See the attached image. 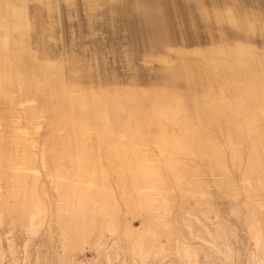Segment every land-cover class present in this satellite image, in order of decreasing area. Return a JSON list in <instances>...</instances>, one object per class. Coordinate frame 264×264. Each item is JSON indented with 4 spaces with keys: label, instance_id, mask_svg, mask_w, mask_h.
<instances>
[{
    "label": "rangeland",
    "instance_id": "374dc122",
    "mask_svg": "<svg viewBox=\"0 0 264 264\" xmlns=\"http://www.w3.org/2000/svg\"><path fill=\"white\" fill-rule=\"evenodd\" d=\"M44 1L49 12L39 15L42 27L33 23L31 27V3L35 0H1L0 5V142L12 129L11 122L22 114L29 123L40 126L37 130L41 128L44 169L50 171L43 174V169L41 177V173L12 164L20 138L12 137L3 145L0 264H201L195 260L184 263L182 250L189 237L178 235L175 239L179 244L174 242L170 234L156 229L153 215L145 221L128 217L125 225L130 233L122 234L123 238L101 225L116 217L106 211L125 205L138 210L140 203L153 207L161 202L166 188L173 186L170 193L179 205L189 197L193 204L205 198L213 205L234 203L238 198L236 202H241L237 204L264 209V93L259 92L261 87L264 91L263 0H215L226 40L211 47L204 37L199 40L180 34L169 15L171 21H163L166 43H153L146 39L143 21L136 13L126 20L114 17L112 29H107L98 7L104 3L113 8V0H91L89 5L83 4L84 0ZM6 5L22 10L24 20L7 12ZM165 8L167 12V5ZM177 21L183 28L184 18L178 16ZM2 56L14 61L10 67L2 63ZM247 82L252 83L253 90L249 88L257 97L256 102L247 105L262 126L255 137L250 132L252 126L255 130L256 121H251V112H247L240 97L242 90L250 91ZM173 98L187 100L185 113L170 116L164 100L169 103ZM163 125H173V132L182 134L208 135L215 139L216 148L224 133L222 139H227V146L235 148L239 157L227 153L226 147L215 148L217 154L213 147L199 143L206 137L202 140L195 136L199 141L194 136L165 138L168 134L164 128L161 130ZM76 133L81 135L72 136ZM67 138L72 140L67 142ZM19 153L25 159L23 151ZM246 164H251L250 169ZM227 184L231 195L225 192V198L215 188L223 187L228 192ZM39 187L45 188V195H39ZM231 188L236 192L232 194ZM240 189L243 191L239 195ZM41 196L47 198L44 205L34 202ZM246 206L240 208L244 213ZM193 212L186 216L191 217ZM71 217L92 219L93 231L85 234V239L78 233L62 235L54 219ZM120 217L123 219V215ZM223 218L224 225L231 223L228 217ZM116 219H120L119 214ZM207 224L212 233L202 240L194 238L195 246L231 249L230 261L220 264H249L255 247L244 236L242 227L231 223L232 229L226 233L217 218ZM237 234L242 236L239 252L233 248L232 236Z\"/></svg>",
    "mask_w": 264,
    "mask_h": 264
},
{
    "label": "bare ground",
    "instance_id": "6f19581e",
    "mask_svg": "<svg viewBox=\"0 0 264 264\" xmlns=\"http://www.w3.org/2000/svg\"><path fill=\"white\" fill-rule=\"evenodd\" d=\"M97 1L103 2L102 0H97ZM115 1H116L117 6L120 7L119 8L120 14L126 15V12L128 11V9H127V7H125L123 5V1L124 0H115ZM5 2L6 1H4V3ZM90 2H91V0H84L83 4L89 5ZM263 2H264V0H263ZM31 4H33V7L31 8V11H30L31 27H32V23H33V26L36 24L37 26L40 25L42 27L41 17H39V15L43 14V13H47L49 8L46 6V2L44 0H35V2L31 3ZM60 4L61 3L59 2V4H57V5L60 6ZM99 4H100V6L98 7V9H99L100 13L104 16L103 20L104 19L108 20L109 11L106 9L104 3H99ZM0 5L2 6L1 0H0ZM136 5L138 6V9H139V17L143 20V24H144V27H145V30H146V34H145L146 35V39L150 38V39H148L149 42H150V40H153L154 41L153 43H166L167 37H164L163 21L165 20V18H167V15H169L170 17H172L173 20H175L176 23L174 24V27H175V29L177 31L179 30L180 34H181V32H183L182 35H185V36L188 35V36H190L193 39H194V36H196V37H198L199 40H200L201 37H204L206 39V41L208 42L209 47H211V44H213V43H216V42L217 43H221L223 40H226V28H225V25L223 24V22L221 20H219V18H218L219 9L217 8V6L215 4V0H174V2L173 1L169 2V4H166L164 2V0H136ZM166 5H167V12H166V8H165ZM4 8L7 10V12L10 11L12 13V16L14 15L18 20L21 19V18H23V20H24L22 10H18L16 7L8 6V5H6ZM180 12H181V14H182V16H183V18L185 20V25H184L183 28H181V31H180V27L178 26V22L176 20V13L179 15ZM3 15H5V14H3ZM9 17H10V15H9ZM196 17H197V21L198 22L195 19ZM169 21H171V19ZM12 22H10V24ZM16 22H17V20H16ZM196 24L198 25V27H196L197 26ZM14 25H15V23H14ZM4 26H3V29L6 30V28H4ZM183 29H185L188 32L185 33ZM11 30H9V31H11ZM150 31H153L152 34L147 36V33L150 32ZM5 41H6V39H5ZM263 41H264V39H263ZM3 47H5V46H3ZM222 47H223V45H222ZM214 50L212 49L211 51L213 52ZM215 52H216V50H215ZM2 55H3V53H2ZM215 58L216 57L214 55L213 59H215ZM1 61H2V63L5 64V67H10L11 64L14 62L13 60L11 61L9 58L7 59L4 56H2ZM216 62H219V59ZM224 66H226V65L224 64ZM222 73L224 74V72H222ZM224 77H225V75H224ZM228 82H229V80H228ZM247 83H248L247 85H249L248 89L250 90L249 87L252 85V83H251V85H250L249 82H247ZM221 85H223V84H221ZM231 88H233V87H231ZM253 88H254V86H253ZM253 88L251 86L252 90H253ZM252 90H250V91H252ZM256 90H258V88ZM261 90H262V87H261ZM261 90L259 91V92H262L260 95H262L264 93V91H261ZM159 91H162V90L159 89ZM250 91L248 93H246L245 90H242L241 91V96H240L241 98L243 97V101H241V102H242V105L246 108L247 112H248V110L250 111V109H249L250 107L247 105V103L248 102L249 103H253V102H256V100H257L256 95L255 96L253 95L254 91H252L251 93H250ZM162 96L164 97L163 93H162ZM258 96H259V94H258ZM262 97H264V96L262 95ZM166 100H167V98H166ZM166 100H164L165 101L164 105L166 106V108H168V110H170V112H171L170 116H174L176 114H178V115L179 114H183L187 110V106H188L187 100L183 101L182 98H177V99L173 98V99H171V102L169 101V103H166ZM262 101L264 102V100H262ZM260 104H263V103L261 102ZM239 109L242 110V107L239 108ZM236 111H237V109H236ZM249 115L252 116V117H250L251 121H256V123L254 124V129L255 130H253V126H252V130H251L252 132H250L251 136L255 137V135H257L258 132H262L261 131L262 126L260 124L261 122L260 123L258 122L259 120H258L257 116H254V114L252 112ZM17 117H19L18 120H15L14 122H11L12 129L10 130L9 134L6 136V138L3 141L0 142V155L5 150V146H3V145L5 143L10 142L12 137L20 138L22 141L20 142V147L18 146V149H16V152H15V154L13 156L12 164L16 168L23 169L25 167V169H27L28 171H31L33 173H41V175H42L41 177H43V174H45L48 171L46 170V172H45V169H44L45 168L44 167L45 158H44L43 151H42V149H43L42 148V137H41V133H39L41 131V128H40V131L37 130V128H39L40 126L37 127L36 124H35L36 125L35 126L34 124L29 123V121L26 120L25 117H23L22 114H20V113H19V115ZM49 119H51V118L49 117ZM37 123H41V120H40V122H37ZM250 127H251V125H250ZM163 128L166 130V132L168 134V135H164L165 138L172 137V136L173 137H178V136H183L184 137V136H187L186 138H189L190 136H192V137L193 136L194 137L195 136L203 137L201 134H196V135L192 134L191 135L189 133L182 134V133H178V132H173L175 130V126H173V125L172 126H168V125L164 126L163 125L161 130H164ZM171 132H172V134H170ZM80 135H81L80 133H76V134H74L72 136H80ZM224 135L225 134L223 133L219 137L222 142L217 143V148L214 145V143H215L214 140L215 139L211 140L208 135H205L206 138L205 137L202 138V140L205 138V142L203 141V142H199V143H202V144L205 143L204 145H207L210 148L211 147H213L214 149L216 148L218 150L221 149V148L226 147L225 149H226L227 153L234 152L233 154L234 155L237 154L236 156L239 157L238 153L235 154V152H236L235 148H230V146H227L228 145V141H226L227 139L226 140L222 139V137H224ZM197 137H195L193 139L199 141V139H196ZM75 138H77V137H75ZM44 139H46V138H44ZM77 139H76L75 142H77ZM69 140L71 141L72 138L71 139L69 138L67 142H69ZM194 140H193V142H194ZM200 141H201V139H200ZM81 142L82 141H80L79 144H81ZM71 143L72 142L68 143L69 147L72 146ZM82 143H84V141ZM184 143H186V142H184ZM75 144H78V142L75 143ZM194 144L197 145L198 143H194ZM81 145L86 146V144H81ZM196 147H199V146L197 145ZM208 149L209 148H207V150ZM20 150L23 151V154H24V157L26 159V162H24L25 159H23V155L21 153H19ZM62 150L65 151L64 149H62ZM62 150H61V152H62ZM56 151H57V149H56ZM65 152H67V151H65ZM65 152H64V154H65ZM68 152H69V149H68ZM192 152H194V150ZM154 153H156V152H154ZM217 154H218V151H217ZM70 155L71 154H69L68 156H70ZM76 156H77V154H76ZM158 156L160 157V155H158ZM197 156H196V158L199 157V156L198 157ZM57 158L55 159V161L57 160ZM85 158H86V156H85ZM65 159H67V158H65ZM82 160H83V162L85 161V159H82ZM136 160H134V161H136ZM198 160L196 159V161H198ZM203 160H201L200 163H202ZM65 161H63V162H65ZM235 161H236V159H235ZM139 162L140 161H138V163ZM135 164L132 163L133 166ZM247 164H249V163H247ZM247 164H246L247 168L250 169V166H251L252 162H251L250 166L247 165ZM204 165H206V164H204ZM199 166H202V165L200 164ZM67 167H66V170H67ZM202 167L205 168L206 166H202ZM252 168H253V166H252ZM43 169H44V172L42 174ZM161 169H162V167H161ZM242 169H244V168H242ZM248 169H246L247 170L246 173L249 172ZM62 170H63V168H62ZM240 171L242 172V170H240ZM252 171H254V170H252ZM244 172H245V169H244ZM138 173H139V171H138ZM235 175H237V173H235ZM39 177H40V174H39ZM238 177H240V174L238 175ZM41 179L42 178H40V180ZM42 180H44V178ZM236 180H237V183H238V179H236ZM233 181H235V180H233ZM240 182H239V184H240ZM229 183H230V181H229ZM221 184H223V183H220L219 186H221ZM239 184H238V186H239ZM249 186H251V185H249ZM240 187H238V188H240ZM173 188H174V186L173 187H167L166 188L167 192L162 194L163 198L161 199V202H159L157 205H155L153 207H151V206L148 207L145 203H140L139 206H138V210L131 209L129 206L125 205L124 208H121V209L114 208L116 210H114V211H106L105 213L107 215H110V216L113 215V216L117 217V214H119V218L120 219H116V217H115V219H111L110 218L111 220H107V222H104L101 225V228L110 231V233H112L115 236L119 235V236H121L123 238L124 236H122V234L130 233L129 230L126 228L127 224L125 225L126 220H127L128 217L130 218L132 216H136L138 218H141L142 221H145L144 220L145 217H148L149 215H153L154 218H155L156 229H158V230H160L162 232H165L166 234L167 233L170 234L171 235L170 237L172 238V240L174 242L177 239H179L178 235H180V237L182 235V236H187V238L188 237L190 238V239L188 238L189 243H187V245L185 243V245H186V246H184L185 250H182V251H185L184 252L185 253L184 254L185 255L184 258H185L186 262L183 261L184 263H192L193 260H195L197 263H201V264H220V263H224V261H226V262L230 261V259L232 257V254H233V251L231 249L227 248V249H223V250H212V249H210L208 247H205L203 245H198V246L196 245L197 246L196 247L194 245V243H193V239L194 238H199L200 240H202V239H205L206 237H208V235L212 233V227H211V225L207 224V222L208 221L211 222L213 218H217V220L219 219V223H220L219 226L226 233L229 232V231H227L228 229H232L231 223H233L232 225H234V226H237V227H240V228L242 227L243 228L242 232H243L244 236L246 237V239L252 240L253 243H254V247H255L254 250L252 251V253L249 255V257H250L249 264H264V227L261 226V222L264 221V209H259L256 206L250 205V204H248V206H246V204L243 205L244 204L243 201H242L243 204H237V203L241 202V201L240 202H236L237 200H239L238 198L235 199L234 203H232V201H231L232 199H229L231 201V203H227V202H229V201H227L226 203L225 202L221 203V205H213V204H209L208 201L204 197H203L204 199L202 200V203L201 202L200 203L197 202L196 204H193L190 201V197H189V198L186 199V201L183 204L179 205V203L174 201V199H173V197H172V195L170 193V190H172ZM43 189H45V188L44 187H39L38 188L39 195H45V194H43ZM215 189L219 193V195L224 196L225 198L229 196L228 193L230 192V186H229V188H227L229 190L228 192L223 187L222 188L218 187V188H215ZM231 190H232V188H231ZM233 191L234 190H232V194L236 192V191L235 192H233ZM240 191H243V190L240 189L239 192ZM225 192L227 193L228 196L227 195L225 196V194H226ZM241 193L242 192H240L238 194L240 195ZM230 195H231V192H230ZM44 199L46 200L47 198L41 196V197L35 198L34 202L37 203V204L42 205L43 202H44ZM226 200H228V199H226ZM52 204H53V201H52ZM242 206H246L247 207L246 213H244L243 211L240 210V208ZM192 208H194V209H192ZM192 210L194 211L193 215H191V217L186 216V214H190L192 212ZM70 213L74 214L72 211H70ZM122 215H123V219H121V217H120ZM225 216L229 218V220L231 222L230 224H229V222H227L225 225L222 223V221L224 219L223 217H225ZM54 220L56 221L57 225L59 226L58 231L62 235H65V233H78L84 239H85L84 235L87 234L88 232L93 231L94 226H95L94 225L95 224L94 221L92 219H89V218L88 219H82V218L71 217L69 220H61V219H54ZM197 228H198V231H197ZM135 233H137V231ZM138 233H141V231L138 232ZM102 235H104V234H102ZM127 235H125V236H127ZM136 235L139 236L138 234H136ZM159 235L162 236V235H165V234H162V235L161 234H157L156 237H160ZM97 236H99V235H97ZM177 236H178V238L175 239ZM232 237H233V240L235 241V246L233 248L237 252H239L240 251L241 242H242V236H241V234L240 235L237 234V235H233ZM86 238H88V237L86 236ZM81 239L82 238H80L79 240H81ZM84 239H83V241H85ZM96 240H99L98 237H97ZM157 240L156 241L154 240V241L159 246L160 243H158ZM83 241L81 240L80 242L86 243V242H83ZM95 241H94V245H97V244H95ZM185 241H187L186 238H185ZM87 242H88V240H87ZM97 243L99 245H101L100 243H102V242H97ZM63 245L64 244H62V246ZM154 245L156 246V244H154ZM161 245H160V247H162ZM174 245H176V244H174ZM174 245H172V246H174ZM160 247L158 248V250H161ZM151 248H152V246H151ZM163 248H164V244H163ZM98 249L99 248H97V250ZM153 249H152V251H153ZM155 249H156V247H155ZM150 252H151V250H150ZM132 254H133V256L137 255L136 253L134 254V252ZM132 259H134V258H132Z\"/></svg>",
    "mask_w": 264,
    "mask_h": 264
},
{
    "label": "crops",
    "instance_id": "0c3cea01",
    "mask_svg": "<svg viewBox=\"0 0 264 264\" xmlns=\"http://www.w3.org/2000/svg\"><path fill=\"white\" fill-rule=\"evenodd\" d=\"M174 2V0H172ZM113 3H114V6L113 8L111 7H108L107 4H106V9L109 11V17H108V20L104 19V21H106V27L108 30H111L112 29V26L111 24L114 23V17H120L121 19H127L128 16H130L131 14H135L137 15V18L139 19V9H138V6L136 5V0H124L123 1V5L125 7H127L128 11L126 12V15H122L120 14L119 12V8L116 4V1L113 0ZM180 16V18H183L181 12L180 14L178 15L176 13V20H177V17ZM168 19V18H165V20ZM140 20H142L140 18ZM169 20V19H168ZM143 21V20H142ZM64 22H67V21H64ZM178 22V21H177ZM66 25V24H65ZM67 25H70L69 22H67ZM178 26L180 27L179 23H178ZM179 31V30H178ZM180 31H181V28H180Z\"/></svg>",
    "mask_w": 264,
    "mask_h": 264
}]
</instances>
